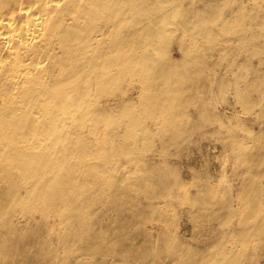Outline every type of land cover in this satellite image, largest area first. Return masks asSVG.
<instances>
[{
  "label": "bare ground",
  "instance_id": "obj_1",
  "mask_svg": "<svg viewBox=\"0 0 264 264\" xmlns=\"http://www.w3.org/2000/svg\"><path fill=\"white\" fill-rule=\"evenodd\" d=\"M234 1L0 0V256L12 259L5 264H84L86 259L103 264L96 259L98 252L110 264L137 253L141 257L135 264L264 262V256L249 254L264 248V187L255 185L264 178V161L255 172L249 163L259 159L247 147L224 145V151L248 164L247 186L235 201L236 220L223 188L201 187L195 178L189 187L179 179L170 184L148 176L135 144L116 143L108 133V147L95 151L70 138L78 123H98L105 131L124 127L118 139L125 142L146 118L154 123V133L143 131V150L152 152V140L162 138L161 151L154 153L160 159L182 135L198 130L179 123L188 109H196L202 123L220 125L201 88L193 85V64L199 63L193 55L200 50L199 40L213 48L236 42L242 49L249 36L264 40V17L258 16L264 0L229 7ZM249 23L260 33L253 34ZM173 45L180 51L177 61L171 59ZM114 96L118 104L109 113L95 107ZM240 97L237 103L242 104L246 100ZM28 143L33 149L26 151ZM121 159L136 165L128 181L134 193L145 195L142 205L121 188ZM212 199L223 205L208 212ZM172 200L190 207L187 222L215 224L193 229L202 232L201 248L185 252L171 234L172 211L165 203ZM15 216L21 221L14 222ZM30 216L41 220L26 225L23 220ZM140 227L161 228L153 257L144 254L143 246L131 245L129 233ZM16 228L18 235L13 234ZM223 230L230 233L217 239ZM53 235L61 258L51 249ZM27 248L32 252L13 255V249Z\"/></svg>",
  "mask_w": 264,
  "mask_h": 264
},
{
  "label": "rangeland",
  "instance_id": "obj_2",
  "mask_svg": "<svg viewBox=\"0 0 264 264\" xmlns=\"http://www.w3.org/2000/svg\"><path fill=\"white\" fill-rule=\"evenodd\" d=\"M246 1L235 0L233 5L229 7L240 6L245 4ZM246 6H248L247 3ZM197 7H199V4L194 6V8ZM258 16L260 18L264 17V2L259 3ZM247 27L252 29L253 34H259L261 31L257 28L256 24L249 23ZM262 31L264 32V30ZM197 43L200 50L194 53L193 56L199 63L193 64V72L196 76V81L193 82V85L194 87L201 88L202 97L210 105L209 113L220 121V125L209 126L208 124H204L199 120V113L196 109H188L185 112V117H183L184 115H179L181 118L179 123L184 126L191 125L194 128H198V130L188 137L182 135L180 141H177L175 146H169L162 151L163 154L160 155V159H157L154 153L161 151L160 140H163L162 138L152 140L155 146L152 152L147 153L143 150L145 137L143 131L147 130L149 133H154V123L146 118L140 121L141 129L135 132L133 139L125 140V142L124 140L119 141L121 135H123L124 127H115L109 129V131H105L98 123L92 127H82V124L78 123L75 125L70 138L74 143L77 144L78 141H81L85 148L95 151L108 147L106 141L108 133L114 138L116 143L135 144V147L138 149L136 155L143 158L144 165L150 171L148 176L151 175L158 179H168L170 184L173 183L174 179H179L183 183L188 184L189 187V183L194 178V181L199 183L201 187L207 185L217 189L219 186L225 190L229 197L230 208H233L234 212L236 210L237 220L240 214L237 212L235 201L241 189L247 186L248 177H245V172L248 164L238 162L231 153L224 151V145L239 144L247 147L248 153L259 159L249 164L255 172L262 170L261 167H258V164L264 161V40L253 39L249 36L247 37L248 46L247 48L245 47L246 49H242L240 44L236 42L222 43L215 48L205 44L202 40H199ZM250 44L258 48L253 50ZM169 50L171 52V59H175L174 61L179 60L180 51L178 48L173 45ZM238 94L241 96L240 98L246 100L244 103H237L236 95ZM117 104L118 97L114 96L106 101H101L95 107L104 109L109 113ZM247 110L250 111L248 114L246 113ZM137 111L141 112V107L138 105ZM113 113H117L116 110ZM218 132L219 135H214V133ZM117 134L120 136L117 137ZM171 143H173L172 140ZM23 149L26 151L32 150L33 144L28 143ZM130 163L125 159H121L117 165L118 175L125 179L121 188L127 192L131 191L130 195L137 196L136 201L142 205L145 202V195L134 193L133 186L128 181V177L136 169V165L134 163L130 165ZM255 185L264 187V178L257 180ZM190 194L193 197L198 196L195 189H191ZM211 203L207 209L208 212L213 205H216V209H218V206L223 205L217 199H212ZM165 206L172 211L168 215V219L172 225L170 232L176 236L177 242L183 248L182 250L187 252L195 247L201 248L204 245V238L200 237L202 232L194 233L193 229H208L215 224L207 220L187 222V213L190 211V207L182 206L177 200L169 201L165 203ZM216 213L221 214V211H216ZM120 214H126V212L121 210ZM19 217L15 216V219L13 218L14 222L21 221ZM25 220L27 221L26 225H28V223H35L41 219L38 216H30L23 221ZM25 222H23V225ZM31 229L29 228L23 232L29 234ZM160 230V227H140L131 230L129 238L134 239L131 245L136 247L143 246L144 254L148 257H153L156 254L155 248L153 249L157 239L156 234ZM14 231L13 234L18 235V229L16 228ZM229 233L230 230L220 231L217 233L216 238L225 237ZM55 237L57 235H53L51 239V249L61 258L63 256L62 249L56 246L55 241L57 238ZM2 250L3 248L0 247V252H3ZM32 250L31 248H27L25 251L17 249H13L12 251L14 256L21 258L24 252L31 253ZM101 254L102 252H98L96 259L102 261L103 264H110V261L105 259ZM249 254L256 258L263 257L264 248L256 249L249 252ZM140 257V253L125 256L120 259L119 264H135L136 259ZM10 262H12V259L9 255L7 257L0 256V264ZM83 263L93 264L94 261L86 259ZM144 263L152 264V260H144ZM41 264L52 263L43 262ZM163 264H171V262L166 261ZM240 264H264V262L259 261V263H256L244 260Z\"/></svg>",
  "mask_w": 264,
  "mask_h": 264
}]
</instances>
